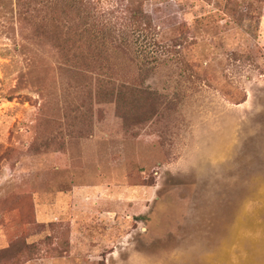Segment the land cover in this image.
Returning <instances> with one entry per match:
<instances>
[{
	"label": "rangeland",
	"instance_id": "374dc122",
	"mask_svg": "<svg viewBox=\"0 0 264 264\" xmlns=\"http://www.w3.org/2000/svg\"><path fill=\"white\" fill-rule=\"evenodd\" d=\"M25 1L0 0V264H264V0H93L101 62Z\"/></svg>",
	"mask_w": 264,
	"mask_h": 264
},
{
	"label": "trees",
	"instance_id": "16d2710c",
	"mask_svg": "<svg viewBox=\"0 0 264 264\" xmlns=\"http://www.w3.org/2000/svg\"><path fill=\"white\" fill-rule=\"evenodd\" d=\"M39 1L43 3L42 6L44 9H49L53 14L54 10L59 8L58 10L61 13H64L67 17H72L71 20L73 22H80L78 26H70L65 33H61V40L64 38L77 37L79 39L78 44H76V46L61 45L59 47L67 48L69 53H73L74 58H83V51L88 50V52H90L94 44L97 50V61H105L106 55H108V44H113V41L110 38L109 31H107L108 24L103 22V15L99 16L97 4H95L93 0H26L22 4L23 10L25 12H30L31 7L34 6V4H38ZM34 8L36 7L34 6ZM129 22H131V25L134 26L137 31L134 33H143L144 31H140L141 28H146V30L150 28L149 16L138 11L132 13ZM116 47L121 48L120 44ZM86 57L88 56L86 55ZM85 61L84 57V62ZM136 92L137 88L131 85L109 82L108 84L105 83V85H102L96 93L102 100L105 99L107 102H113L117 106H124L125 104H140L137 97L129 101L128 95L136 96Z\"/></svg>",
	"mask_w": 264,
	"mask_h": 264
}]
</instances>
